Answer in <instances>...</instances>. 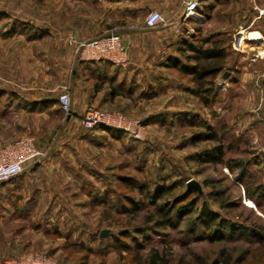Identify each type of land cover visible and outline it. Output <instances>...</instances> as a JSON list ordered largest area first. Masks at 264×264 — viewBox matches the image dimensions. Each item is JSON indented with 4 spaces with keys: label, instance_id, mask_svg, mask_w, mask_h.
<instances>
[{
    "label": "rangeland",
    "instance_id": "1",
    "mask_svg": "<svg viewBox=\"0 0 264 264\" xmlns=\"http://www.w3.org/2000/svg\"><path fill=\"white\" fill-rule=\"evenodd\" d=\"M69 8H72L74 15L88 12L87 7L77 9L76 3L69 4L66 0H0V84L67 83L66 77L51 72L57 71L58 65L45 56L42 40L30 43L29 36L44 33L46 26H49L54 32L67 35L72 42L71 38L75 34L72 26L67 23ZM12 28L16 31L12 32ZM236 42L232 43L233 48L240 49L242 42L239 48ZM257 53L262 54L260 56L264 58V52ZM76 54L80 57L77 46ZM256 58L258 57L254 56L250 59ZM235 59L236 54L232 51L227 57L228 65L233 64ZM224 72L218 73L214 80L217 97L211 105H204L198 94H195L196 99L191 97V100H185V97L181 96L180 108L185 112L187 107H190L191 116L195 114V117H198L194 124L188 122V117L182 116L174 128L162 127L159 124L149 126L135 113L105 109L124 113L133 124L140 121L142 136L134 137L122 131L114 136L99 135L95 138L99 143L94 144L92 140L83 138V131L87 128L78 123L71 122L68 125L70 134L61 133L60 129L66 127V113L62 110L58 116L51 114L47 117L41 114L43 111L37 114H17L16 110L0 114V147L24 135H33L41 146L47 145L51 140L52 144L68 146V151L65 149V157L83 162L86 172L91 173L88 168H94L95 174L104 175L103 177L111 174L133 175L138 180H147L150 183L175 182L176 188L171 197L164 196L168 200L173 199L172 195L183 194L188 182L194 179L201 184L203 191L188 198L195 199V208L185 215L178 230L150 233L151 239L145 244L143 252L147 253L152 246L160 249L169 247V253L172 254L171 264H210L220 256L222 249H228L234 258L248 252L246 260L241 264H264V244L253 237L239 231L234 237L210 241L204 236L203 226L197 223L201 208L206 204L209 209L219 212L230 222L234 221L242 226H264V201L258 205V197H249L246 192L248 186L252 189L259 185L264 187V72L262 70L257 73L261 78H256L258 82L255 81V84H232L227 79L229 73ZM183 77L181 80L184 82L189 78L188 75ZM220 81L227 84L221 85ZM168 95L167 99L172 94ZM4 108H7V105L0 101V112H4ZM206 123H211L216 128L224 144L223 157L213 161L205 160L203 153L218 141L193 142L196 135L208 131ZM39 127L44 129L39 131ZM120 136L123 138H119ZM45 151L46 159L50 155ZM58 155V160L63 161L62 154ZM235 160L245 166L243 180L240 178L242 166L230 167L231 161ZM76 185L72 184L70 188L77 190L76 198L65 202V205L69 206L68 214L44 218H14V215L9 216L10 213L2 215L3 203L8 206L6 198L11 196L12 190L0 186V231L9 230L6 236L9 247L4 245L3 239L1 240L6 249L4 257L24 252H42L55 264H138L132 259L133 240L127 238V242L133 246L131 251H121L111 245V236L118 234L126 226L141 224L151 206L142 208L135 220L125 212L111 211L110 214L108 208L103 210L101 205H89L87 211L81 213L82 209L78 210V204L87 200V197L80 186ZM100 186L101 190L108 187L115 193L121 189L123 194L131 193L136 198H141L136 190H130L127 185L120 181L117 183L115 179L110 186ZM64 189L67 190L66 185ZM215 193L219 200L215 199ZM164 198L160 202H163ZM187 202L186 207H189V201ZM192 227L196 229L194 232L191 231ZM27 228L35 230L23 234V241L28 240L27 248L13 250L15 247L10 246L12 236L14 233L21 235L22 232L19 231H25ZM103 230L106 231L104 235ZM143 235L134 233L139 239H142ZM100 237L103 238L99 239ZM108 244L111 246L107 247ZM10 250L14 253H9Z\"/></svg>",
    "mask_w": 264,
    "mask_h": 264
},
{
    "label": "crops",
    "instance_id": "2",
    "mask_svg": "<svg viewBox=\"0 0 264 264\" xmlns=\"http://www.w3.org/2000/svg\"><path fill=\"white\" fill-rule=\"evenodd\" d=\"M182 1L66 0L69 4L76 3L77 9H88V12L76 15L72 8L68 9L67 23L72 26L77 40L105 34L117 28L128 48V64L118 66L107 60H82L77 57V45L70 42L67 35L58 34L46 26L44 33L29 36V41L33 43L38 39L42 40L45 56L58 65L57 71L51 72L66 77L67 83L0 84V101L7 105L0 114L17 110V114H37L43 111L41 114L46 117L51 114L58 116L63 111L59 107V94L68 90L72 99L71 112L65 115L66 127L60 129L61 133L70 134L68 125L71 122L83 126L82 116L90 104L104 109L135 113L149 126L159 124L174 128L182 116H196L194 113L191 116L190 107L185 112L180 108L181 96L185 100H191V97L196 99V95L181 80L173 63V59L180 58V39L185 32L191 34L196 25L205 26V33H211L213 39H224L231 44L236 59L231 70L224 69L230 75L228 81L232 84L258 82L256 78L260 79L261 76L257 73L262 70L264 72L261 69L264 68V58L257 53L264 52V13H260L264 9V0H198L206 11L201 13L204 16L201 20L186 17ZM152 10H159L166 18L165 22L153 28L147 27L145 23ZM62 22H65L64 19ZM252 33L256 37L251 36ZM240 39L241 48H233L232 43ZM254 56L261 59L251 60ZM233 75H236L235 78ZM262 79L264 81V77ZM170 93L172 95L167 99ZM97 128L84 130L83 138L97 144L98 140L95 138L99 135H117L101 127ZM42 129L44 128H38L39 131ZM37 143L49 152L50 157H44L41 162L27 166L12 180L0 182V186L12 190L11 196L6 198L8 206L3 203L2 215L10 213L9 216L14 215V218L67 215L69 206L65 202L74 200L78 193L77 190L70 189L72 184L80 186L87 197V200L78 204V210L82 209L81 213L87 211L89 205L99 207L93 204L94 200L110 190L108 187L101 190L100 185L110 186L114 182L115 174H108L109 178L103 177L102 174L96 175L94 168H88L91 173L86 172L83 162H75L65 157L68 146L52 144L51 140L43 146L40 142ZM59 153L64 157L63 161L58 160ZM65 185L67 190L64 189ZM8 231H0V258L6 254L1 240L3 239L5 246L9 245L6 237ZM30 231L35 230L27 228L19 231L22 232L21 235L12 232L14 235L10 246L15 247L13 250L27 248L28 240L23 241V234ZM10 251L9 253H14Z\"/></svg>",
    "mask_w": 264,
    "mask_h": 264
},
{
    "label": "trees",
    "instance_id": "3",
    "mask_svg": "<svg viewBox=\"0 0 264 264\" xmlns=\"http://www.w3.org/2000/svg\"><path fill=\"white\" fill-rule=\"evenodd\" d=\"M199 11L201 13L206 12L201 5ZM15 31V28H12V32ZM185 33L180 39V58L173 59L175 69L180 78L188 75L189 78L185 82L189 86V90L196 95L198 94L204 105H211L214 98L217 97V91L214 90L213 86L216 76L225 68L231 70L235 65L234 62L228 65L227 61V57L232 53L231 44H228L227 40L224 39H213L214 36L211 33L204 32L203 25H196L194 31L189 35ZM197 118L192 116L188 122L194 124L197 122ZM205 126L208 131L196 135L193 142H198L199 140L218 141L217 144L206 150L203 156L207 161H213L215 158L220 159L224 155V144L221 142V137L211 123H206ZM101 128L117 134L122 132L106 126ZM234 165L242 166L240 178L243 180L245 176L244 164L237 160L231 161L230 167H234ZM114 179L117 183L120 181L127 185L130 190H136L141 198H136L131 193L123 194L121 189H119V192L115 191V193L113 190H107L101 198L94 200V205H101L103 210L107 207L109 213L111 211L129 213L134 220L142 208H148V206H151V208H148L141 224L126 226L118 234L111 236L113 239L111 245L116 250L131 251L133 246L127 242V238H131L134 243L132 259L138 264H171L172 254L169 253V247L160 249L157 246H152L147 253L143 252V248L151 239L150 233L156 234L158 231L178 230L185 215L195 208V199L191 198L189 200L188 198L192 195V197H195L196 193L201 194L203 191L200 192L195 186L187 184V189L183 194L172 195L173 199L168 200L164 196L172 194L176 188L175 182L170 184L157 181L150 183L147 180H138L133 175H115ZM246 192L249 197H258L256 200L258 205H261L262 200L264 201L263 185L253 189L248 186ZM216 195L217 193H215V197ZM163 198V202H160ZM215 199L219 200L218 197ZM187 200L190 204L189 207H186L188 205V202L186 203ZM197 223L203 226L204 236L210 241L234 237L237 232L241 231L243 234L245 233L259 243L264 244V226H242L237 222H230L223 218L219 212L209 209L206 204L201 208ZM195 230L192 227L191 231L194 232ZM134 233L144 234L143 238L139 239L134 236ZM102 238L100 237V239ZM111 245L108 244L107 247ZM247 254L248 252L239 254L234 258L232 252L228 251V249H222L220 256L213 259L210 264H241L246 260Z\"/></svg>",
    "mask_w": 264,
    "mask_h": 264
},
{
    "label": "built area",
    "instance_id": "4",
    "mask_svg": "<svg viewBox=\"0 0 264 264\" xmlns=\"http://www.w3.org/2000/svg\"><path fill=\"white\" fill-rule=\"evenodd\" d=\"M182 3L186 17L200 20L204 18L199 11L198 0H183ZM260 13L263 14L264 9L260 10ZM165 21L166 18L159 10H152L147 15L145 23L147 27L153 28ZM71 41L76 43L82 60H107L118 66H126L129 62L128 48L117 28L85 40H77L72 36ZM240 41L241 39L236 42L238 48ZM220 84L227 83L220 81ZM58 100L61 109L69 114L72 105L70 92L68 90L61 92ZM82 124L87 129L106 126L134 137L142 136L140 121L133 124L122 112H111L92 104L87 106L82 116ZM45 156L46 151L39 147L33 135H24L3 145L0 147V182L17 177L27 166L41 162ZM0 264H55V262L42 252H24L16 256L0 258Z\"/></svg>",
    "mask_w": 264,
    "mask_h": 264
},
{
    "label": "water",
    "instance_id": "5",
    "mask_svg": "<svg viewBox=\"0 0 264 264\" xmlns=\"http://www.w3.org/2000/svg\"><path fill=\"white\" fill-rule=\"evenodd\" d=\"M227 73L228 72H225V74H227ZM188 185L189 186H195L200 192H202L201 184L198 181L192 179V180H190L188 182ZM104 234H106V231L105 230L102 231V235H104Z\"/></svg>",
    "mask_w": 264,
    "mask_h": 264
},
{
    "label": "bare ground",
    "instance_id": "6",
    "mask_svg": "<svg viewBox=\"0 0 264 264\" xmlns=\"http://www.w3.org/2000/svg\"><path fill=\"white\" fill-rule=\"evenodd\" d=\"M251 36H253V37H256V34L252 33V35H251Z\"/></svg>",
    "mask_w": 264,
    "mask_h": 264
}]
</instances>
